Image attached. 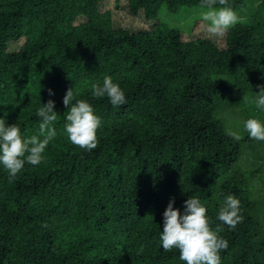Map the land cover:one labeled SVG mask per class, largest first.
I'll return each mask as SVG.
<instances>
[{"label": "trees", "instance_id": "1", "mask_svg": "<svg viewBox=\"0 0 264 264\" xmlns=\"http://www.w3.org/2000/svg\"><path fill=\"white\" fill-rule=\"evenodd\" d=\"M199 5L0 0V119L27 138L39 133L42 104L53 100L58 114L41 164L25 163L11 180L0 165V264H184L160 233L169 202L183 214L189 197L223 229L221 264H264V142L243 130L249 118L264 123L254 103L264 85V0H229L242 19L221 43L201 18L187 31L160 18L164 7ZM105 75L124 105L92 96ZM70 88L102 121L91 152L64 131ZM229 194L243 216L234 230L216 219Z\"/></svg>", "mask_w": 264, "mask_h": 264}, {"label": "clouds", "instance_id": "2", "mask_svg": "<svg viewBox=\"0 0 264 264\" xmlns=\"http://www.w3.org/2000/svg\"><path fill=\"white\" fill-rule=\"evenodd\" d=\"M199 6L204 9L200 15L203 28L209 36L223 37L242 19L229 6V0H200ZM257 87L260 91L256 94L254 103L258 109H264V85ZM91 88L94 98L107 97L113 107L126 103L124 91L118 83L113 82L111 76L105 75L102 84L94 83ZM52 94L49 90V95ZM63 104L67 108L64 113V131L69 141L80 149L91 152L98 146L97 132L102 124L101 119L89 102L75 99L73 88L66 92ZM54 107V101L49 99L37 109L39 133L27 138L22 136L18 125L8 126L4 119H0V165L7 171L10 180L21 172L25 163L38 166L44 161V153L57 135L52 127L58 117ZM243 130L250 139L264 142V123L260 120L247 119L243 123ZM226 135L235 141L242 139L241 133L232 129H227ZM174 203V199L171 200L163 213V231L160 233L163 250H178L179 260L184 264H221L220 253L228 248V241L220 235L222 228L217 226L213 229L210 226L204 204L196 197H189L181 214L179 209L174 208ZM216 219L234 230L243 221L240 201L232 194L226 195Z\"/></svg>", "mask_w": 264, "mask_h": 264}, {"label": "rangeland", "instance_id": "3", "mask_svg": "<svg viewBox=\"0 0 264 264\" xmlns=\"http://www.w3.org/2000/svg\"><path fill=\"white\" fill-rule=\"evenodd\" d=\"M186 11L178 12V13H171L167 10V8H163L162 12L160 13V18L163 21H166L169 23L170 26L175 27L177 29H182L183 31H187V29L192 25L194 19H200L201 15L200 13L204 10L201 8H194V9H184ZM238 15L241 17L242 12L236 11ZM194 24V23H193ZM193 26V25H192ZM191 26V27H192ZM190 27V28H191ZM190 28L188 30H190ZM200 34L198 36H203L202 29L199 27ZM205 35V33H204ZM211 38L218 43H221L222 37H213Z\"/></svg>", "mask_w": 264, "mask_h": 264}]
</instances>
